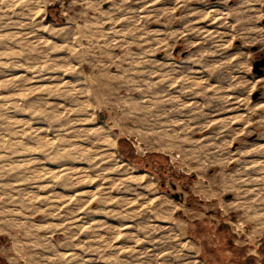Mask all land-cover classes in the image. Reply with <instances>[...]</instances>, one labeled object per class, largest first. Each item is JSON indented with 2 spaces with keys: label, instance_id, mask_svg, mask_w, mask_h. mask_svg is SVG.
I'll use <instances>...</instances> for the list:
<instances>
[{
  "label": "clouds",
  "instance_id": "clouds-1",
  "mask_svg": "<svg viewBox=\"0 0 264 264\" xmlns=\"http://www.w3.org/2000/svg\"><path fill=\"white\" fill-rule=\"evenodd\" d=\"M253 45L264 0H0V264L260 255Z\"/></svg>",
  "mask_w": 264,
  "mask_h": 264
},
{
  "label": "rangeland",
  "instance_id": "rangeland-1",
  "mask_svg": "<svg viewBox=\"0 0 264 264\" xmlns=\"http://www.w3.org/2000/svg\"><path fill=\"white\" fill-rule=\"evenodd\" d=\"M203 23L207 24L208 21L204 20ZM213 25H209V30ZM251 55L249 57L250 63L248 65V71L246 72L247 79L250 84V89L248 95L252 98L253 103H257V107L260 106V104H264V76H259L254 71V64L261 60L260 57L262 54H264V48H262L259 45H253L250 48ZM257 92H260V95L258 98L254 99V96ZM243 113L238 111H233L226 113L227 116H236V115H242ZM239 123V122H237ZM254 127L253 125H249V128ZM257 133H254V135ZM209 219H212L211 216L208 217ZM248 246H244V251L240 254L239 260L240 264H264V249H256L255 251L260 253V255H252L247 250Z\"/></svg>",
  "mask_w": 264,
  "mask_h": 264
},
{
  "label": "water",
  "instance_id": "water-1",
  "mask_svg": "<svg viewBox=\"0 0 264 264\" xmlns=\"http://www.w3.org/2000/svg\"><path fill=\"white\" fill-rule=\"evenodd\" d=\"M264 58H262L261 60L257 61L254 64V71L256 74H258L259 76H264ZM260 95V92H257L254 96V99L258 98V96Z\"/></svg>",
  "mask_w": 264,
  "mask_h": 264
},
{
  "label": "flooded vegetation",
  "instance_id": "flooded-vegetation-1",
  "mask_svg": "<svg viewBox=\"0 0 264 264\" xmlns=\"http://www.w3.org/2000/svg\"><path fill=\"white\" fill-rule=\"evenodd\" d=\"M262 58H264V54H262V56L260 57V59H262ZM263 70H264V68H263Z\"/></svg>",
  "mask_w": 264,
  "mask_h": 264
}]
</instances>
